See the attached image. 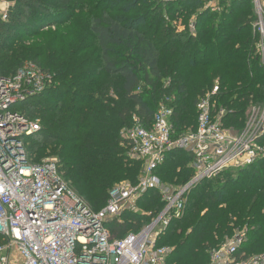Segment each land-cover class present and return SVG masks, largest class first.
I'll list each match as a JSON object with an SVG mask.
<instances>
[{"label": "trees", "instance_id": "trees-1", "mask_svg": "<svg viewBox=\"0 0 264 264\" xmlns=\"http://www.w3.org/2000/svg\"><path fill=\"white\" fill-rule=\"evenodd\" d=\"M15 1L9 20L0 21V41L7 34L13 45L21 36L38 35L45 25L58 28L78 15L87 17L95 44L79 48L72 65H60L54 86L28 100L21 111L41 123V130L26 139L29 160L38 164L47 153L59 159L68 187L94 211L106 205L113 185L127 178L136 184L143 171L128 156L129 140L123 136L135 117L150 128L154 105L170 99L173 138L178 139L195 131L199 99L212 94L216 85L215 110L223 111L224 122L234 129L242 128L252 104L264 103L258 20L248 8L244 11L248 0L222 1L219 13L208 8L198 12L200 6L192 13L193 5H202L197 1L162 4L172 20L185 17L187 23L195 15L187 31L171 26L161 8L146 14L147 0ZM4 53L7 48L0 47V67L8 65ZM14 73L0 69L2 76ZM260 143L264 146V138ZM192 158L173 150L155 174L163 183L184 186L194 175ZM196 189L186 215L158 237L159 247L171 249L167 264H208L210 252L241 224L248 230L240 254L264 253V158L236 174L227 171L204 180ZM156 191L139 201L153 215L163 208L158 199L149 198ZM147 213L123 214L129 217L110 222L109 229L117 238L137 233Z\"/></svg>", "mask_w": 264, "mask_h": 264}, {"label": "built area", "instance_id": "built-area-1", "mask_svg": "<svg viewBox=\"0 0 264 264\" xmlns=\"http://www.w3.org/2000/svg\"><path fill=\"white\" fill-rule=\"evenodd\" d=\"M174 1L179 0H164ZM200 1L208 2L207 8L219 13L222 1L233 0ZM13 7L11 1L0 0V21L9 20ZM258 9V56L264 67V19L262 8ZM54 79L35 64L8 77L0 75V264H167L171 249L159 247L158 237L174 219L183 216L189 190L264 158L260 143L264 138V105L252 104L244 129L231 135L222 124L224 112L215 110L212 95L219 90L216 85L212 94L197 104L195 131L174 139L173 109L171 100L166 99L150 128L135 117V127L126 136L130 155L144 163L138 182L115 187L106 205L94 211L68 187L56 160L34 164L26 152V139L41 130V123L24 114L21 106L52 88ZM173 150L193 157L189 165L194 172L192 179L176 190L163 186L155 174ZM152 189L164 192L162 210L139 232L114 237L109 223L120 221L125 212H139V201ZM243 242L244 235L236 236L231 244L210 252L209 264H264V253L240 254Z\"/></svg>", "mask_w": 264, "mask_h": 264}, {"label": "rangeland", "instance_id": "rangeland-1", "mask_svg": "<svg viewBox=\"0 0 264 264\" xmlns=\"http://www.w3.org/2000/svg\"><path fill=\"white\" fill-rule=\"evenodd\" d=\"M14 4V7L11 9V13L12 14L14 12V9L16 7V1L15 0H9ZM147 9L145 10V13L148 14V12H151L150 10H158L159 8H161L160 6L164 3V0H147ZM194 2V1H192ZM197 2H200V4L202 5H193V12L192 13H196V8L197 7H202L198 12L203 11L204 9H206L208 7V2H204V1H200L197 0ZM258 3L259 6L262 8V12L261 17H263L264 19V0H248L246 3V7L245 10H250V12L256 17V19L259 21V9H258ZM162 10V14L166 15V18L168 19V22H170L169 24L171 26H174L177 28V30H181V31H187L188 30V23H191L190 21L195 17V13L188 19L187 23L185 19V17H182L179 21L176 20H172L171 16L169 15L168 12H166L164 10V8H161ZM164 10V11H163ZM159 11V10H158ZM241 12V11H240ZM144 13V12H143ZM187 13V12H186ZM189 14V13H188ZM133 15H129L127 18L132 17ZM54 25H45L42 27V31L39 32L38 35L36 36H21L20 38L22 39L21 41H19L18 43H16V45H13L14 43H12V41H9V36L3 35L0 41V47L5 46L8 50V53H4L6 56H8V65L6 66H1L0 69L4 70V71H17L20 68H22L23 66L26 65H30V64H35L36 66H39V68L43 67L45 70H47V72H49L52 76L56 75L55 72L57 71V69L59 68L60 65H72L74 63V60L76 58V51L79 50V48H87V47H91L95 44V39L94 37L90 34L89 29H88V20L86 16L82 15H78L76 17H74V19H72V21L67 24V25H62L60 27H53ZM144 26H147V24H145ZM148 28V27H147ZM94 51L93 49H90L88 52L92 53ZM166 58L165 56L162 57V60L164 61ZM201 99V98H200ZM199 99V100H200ZM256 106H263V104H254ZM21 105H19L18 107H20ZM156 111L158 110L159 104L154 105ZM249 111V110H248ZM196 115L197 114V109L195 110ZM248 112L246 115V119L244 122V125L242 126V128L240 129H234L233 127L227 126L226 123L224 122V119H222V124L224 126V129L226 131H228L231 135H237L236 133L241 132L244 129V126L248 120ZM224 117V116H223ZM196 121H195V127L198 124V117H196ZM135 127L134 123L131 124V126L129 128H127V130L123 131V136L126 137L127 134L129 133L130 130H132ZM30 145V143H29ZM49 156L44 157L43 159H51V160H56L57 162H60L59 159H57L56 157L50 156L51 154L47 153ZM128 156L134 160L135 162L144 165V163L140 160H138L137 158L135 159L134 157H132L128 151ZM36 164V163H35ZM141 169V168H140ZM234 174H236L239 171H231ZM142 175V169L141 172L139 171L138 173V178H140ZM236 176V175H235ZM219 181V180H218ZM218 181L214 182L211 187H210V191H213L219 183ZM222 181V180H221ZM124 183H131L130 179H123L121 181H119L117 184L113 185L111 188V191ZM163 186L169 188L170 190H176L182 186H174L172 184L168 185V182H162ZM196 188L193 187L189 190L188 194H187V202L188 200L190 201L194 196H195V192H197L198 189H196L194 191V189ZM110 191V192H111ZM157 192V193H156ZM152 194L149 195V198L156 200L158 199L160 202L163 203V199H164V192L158 190ZM193 200V199H192ZM189 205V202H188ZM188 205L186 206L187 210H188ZM101 208V207H100ZM97 208V209H100ZM186 210V212H187ZM147 209L144 206H140L139 205V213L140 214H144L147 213L146 212ZM185 212V210H184ZM128 212H125L124 214H126ZM152 212H148L147 216L148 217H142V227H146L148 224H150L152 222V220L157 216V215H151ZM185 213H183L184 215ZM186 215V214H185ZM129 217L128 215H122V217ZM152 216V217H151ZM121 217V218H122ZM151 217V218H150ZM133 218V217H132ZM128 222L130 221V218ZM121 220V219H120ZM123 222V220H122ZM241 224V223H240ZM232 228V225H231ZM160 227L156 230V233L159 232ZM247 230H248V226L247 224L242 226V224L240 226H238V228H236L234 231L232 230L231 236H228V238H226L223 243H221L217 248H214L212 251L214 250H218L220 248H222L223 246H226L228 244H231L234 240V238L236 236H241L244 235V240L247 238ZM162 233V232H161ZM160 233V235H161ZM242 248V246L240 247V249ZM262 254V253H261ZM254 255H258V254H253L250 256H254ZM211 262V261H210ZM208 262V264L210 263Z\"/></svg>", "mask_w": 264, "mask_h": 264}]
</instances>
